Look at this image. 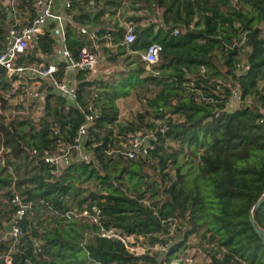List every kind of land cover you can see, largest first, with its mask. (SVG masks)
I'll return each instance as SVG.
<instances>
[{
    "label": "trees",
    "instance_id": "trees-1",
    "mask_svg": "<svg viewBox=\"0 0 264 264\" xmlns=\"http://www.w3.org/2000/svg\"><path fill=\"white\" fill-rule=\"evenodd\" d=\"M122 1L76 0L64 26L70 56L76 59L82 47L102 56L103 73L91 81L86 72L77 75L84 81L78 104L99 110L86 135L91 164L53 174L30 158L33 149L53 144V124L58 136H74L84 122L75 106L64 110V100L51 103L46 94L38 117L0 118V148L8 149L0 154V190L14 185L32 203L18 223L12 264H171L190 236L208 248L210 264H264L263 237L249 221L251 215L264 232V0ZM10 22L0 7V50ZM90 24L97 25L95 40L78 31ZM125 24L134 26L128 45ZM52 28L30 60L52 58ZM154 43L161 50L147 70L139 54ZM8 88L0 69V91ZM233 90L244 103L229 110ZM198 93L208 99L198 100ZM129 96L140 109L124 120L116 101ZM0 102L8 104L1 96ZM143 131L154 135L146 155L105 154ZM4 208L0 202V218L8 215ZM100 226L141 237L143 245L169 242L168 250L135 255L116 238L98 237ZM171 230L181 241L170 244ZM33 239H40L39 248ZM7 248L0 240V253Z\"/></svg>",
    "mask_w": 264,
    "mask_h": 264
},
{
    "label": "built area",
    "instance_id": "built-area-1",
    "mask_svg": "<svg viewBox=\"0 0 264 264\" xmlns=\"http://www.w3.org/2000/svg\"><path fill=\"white\" fill-rule=\"evenodd\" d=\"M76 0H0V7L8 12V18L11 22L8 24L4 36V45L0 50V69L3 71L5 79L9 83L6 91H0V96L8 101L3 107L0 102V118L3 122L16 120L20 117H38L43 109H45L46 94L52 95L51 103L55 98L64 100L65 111L71 106H75L81 114H83L84 122L77 128L74 136L64 135L58 136L56 124H53V131L50 134L54 136L53 144L47 148L33 149L30 158L35 164H44L48 166L53 174H59L72 164H91L92 153L86 146L87 130L97 116L99 110L93 103L87 104L82 108L77 102L78 85L84 81L78 82L77 75L80 72H86V81L95 79L100 73H103L102 56L97 50H91L88 47H82L76 59L69 55L65 44L64 26L72 19V4ZM126 4V1H122ZM148 20V19H146ZM147 25L149 22L143 23ZM53 24L50 36L54 39L53 55L48 61H32L27 55L34 51L39 42V37L44 35L47 26ZM78 31L82 35H88L90 39L95 40V30H88L85 26H78ZM176 34V31H174ZM135 39L134 26L125 24V34L123 43L128 45ZM242 43V42H241ZM240 43V44H241ZM160 45L151 44L142 53L139 54L140 60L145 67L149 68L158 61ZM24 60L21 62V60ZM107 70L106 73H110ZM59 74H63L60 76ZM264 88V82L261 83ZM96 97V95H93ZM203 94L198 93V100H207ZM244 101L239 97V93L233 90L227 101V109L234 110L243 106ZM122 112H120L121 117ZM46 120L49 117H44ZM39 122H34L35 128L40 127ZM161 131V130H160ZM149 131L136 132L132 137L122 141L119 147H108L105 150L107 156H114L118 153L130 159L144 156L148 150L152 149L151 140L154 135ZM57 135V137H56ZM149 138V139H148ZM146 140L148 146H145ZM8 149L1 147L0 154L7 153ZM11 174L12 171L10 170ZM9 192V196L3 195ZM0 202L4 204V211L7 216L0 218V240L8 244L6 252L0 253V262L4 264H12V257L15 254V245L21 236L18 226L20 220L32 209L30 200L20 196L15 186L4 187L0 190ZM148 204L147 201H145ZM97 213V211H96ZM1 214H4L1 211ZM77 215L74 211L64 214L66 218L71 215ZM79 215V214H78ZM86 217V212L80 214ZM96 222V218H93ZM12 222L11 232H7L4 226ZM98 237L100 238H116L120 240L125 248L135 255H142L146 251L150 254L158 253L161 256L168 250L169 242L163 244L156 242L147 250L139 254L137 249L131 248L132 244L129 240L142 239L134 236H120L114 229H107L100 226ZM173 229V227H171ZM172 231V230H171ZM41 234V232H40ZM40 239H33L32 247L39 248ZM189 259H178L171 264H191Z\"/></svg>",
    "mask_w": 264,
    "mask_h": 264
},
{
    "label": "rangeland",
    "instance_id": "rangeland-1",
    "mask_svg": "<svg viewBox=\"0 0 264 264\" xmlns=\"http://www.w3.org/2000/svg\"><path fill=\"white\" fill-rule=\"evenodd\" d=\"M147 70L148 68L145 67ZM115 70V69H114ZM108 77V76H107ZM135 104V103H134ZM133 103H128L125 105V108L128 110H132V112H122L121 117L124 118V120L128 119L131 115H133L136 109V106ZM135 109V110H134ZM151 133L149 132V138H151ZM148 138V139H149ZM145 146H148V141L146 140ZM174 234V235H173ZM170 236H173V239L170 240V244L174 242H179L182 239V234L173 232V230L170 233ZM129 242L132 244L131 248L137 249V252L141 254L142 251L147 250L150 246L143 245L144 240H136L134 243V239L129 240ZM187 249L183 254H180L179 258L182 260L189 259L188 261L191 264H210V259L206 255V253L203 251L204 249H208L205 245H203L202 241L200 240L199 236L194 237L190 236L188 238V241L186 242Z\"/></svg>",
    "mask_w": 264,
    "mask_h": 264
},
{
    "label": "crops",
    "instance_id": "crops-1",
    "mask_svg": "<svg viewBox=\"0 0 264 264\" xmlns=\"http://www.w3.org/2000/svg\"><path fill=\"white\" fill-rule=\"evenodd\" d=\"M118 15V14H117ZM151 19L149 20H144L143 23H146V22H149ZM142 24V22L140 23ZM97 26V25H96ZM95 25H86L85 27L88 29V30H95L96 27ZM128 103H135L134 105L136 106V110L133 111V112H138L139 111V107H140V103L138 102V100L135 98V96H129V97H126V98H120L116 101V104H117V107L119 108V112H132V110H128L127 108H125V105L128 104Z\"/></svg>",
    "mask_w": 264,
    "mask_h": 264
},
{
    "label": "water",
    "instance_id": "water-1",
    "mask_svg": "<svg viewBox=\"0 0 264 264\" xmlns=\"http://www.w3.org/2000/svg\"><path fill=\"white\" fill-rule=\"evenodd\" d=\"M8 15H9V14H8ZM8 17H9V16H8ZM259 204H260V202L257 203V204L255 205V207H257ZM249 221H250L251 225L253 226V229H254L255 233H256L258 236L263 237V240H264V232H263L260 228H258V227L255 225L254 220H253V218H252L251 215L249 216ZM11 226H12V222L7 223V224L4 226L5 231H7V232H11Z\"/></svg>",
    "mask_w": 264,
    "mask_h": 264
}]
</instances>
